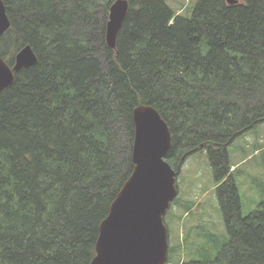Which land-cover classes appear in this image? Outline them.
<instances>
[{
  "label": "trees",
  "instance_id": "16d2710c",
  "mask_svg": "<svg viewBox=\"0 0 264 264\" xmlns=\"http://www.w3.org/2000/svg\"><path fill=\"white\" fill-rule=\"evenodd\" d=\"M0 1L11 22L0 56L11 66L30 45L38 59L0 94V264L91 263L134 170L142 105L168 124L178 176L200 152L220 184L224 231L188 228L170 240L167 264H264V144L231 158L234 141L264 122V0H128L115 49L106 42L115 0ZM253 154L260 174L245 179L262 199L243 215L240 164Z\"/></svg>",
  "mask_w": 264,
  "mask_h": 264
},
{
  "label": "water",
  "instance_id": "95a60500",
  "mask_svg": "<svg viewBox=\"0 0 264 264\" xmlns=\"http://www.w3.org/2000/svg\"><path fill=\"white\" fill-rule=\"evenodd\" d=\"M129 5L128 0H115L110 7L106 42L111 49L116 48ZM10 26L5 4L0 1V41ZM37 62L30 45L17 52L11 66L0 56V94L14 83L15 73ZM133 121L134 170L100 224L96 255L90 264H166L168 261L170 242L164 217L179 193L178 171L166 160L172 148V133L158 110L150 105L135 108Z\"/></svg>",
  "mask_w": 264,
  "mask_h": 264
},
{
  "label": "rangeland",
  "instance_id": "374dc122",
  "mask_svg": "<svg viewBox=\"0 0 264 264\" xmlns=\"http://www.w3.org/2000/svg\"><path fill=\"white\" fill-rule=\"evenodd\" d=\"M178 1L185 2V0ZM188 4L189 0L186 2V5ZM173 8L175 7L173 6ZM233 144L232 146L234 148L243 146L246 152L250 154L254 153V150H252L253 146L264 144V122L257 124L256 128L253 127L251 130L247 131L242 138L235 140ZM234 148H230V151H234ZM244 150L240 148L232 153L231 158L234 163L241 161ZM251 157H255V160L245 165L240 164L242 172H246L244 176H240L238 179L243 215H247L254 211L262 199L258 193L257 185L251 182L252 187L249 188L245 179H252V176L260 174V169L256 166L262 161L261 155L253 154ZM261 179L262 178L259 180ZM219 186L220 184H216L214 181L209 158L205 153L199 152L198 154L192 155L190 158L188 157V160L186 159L177 178L179 194L177 200L172 203L173 211L170 213L171 217L169 216L167 218L171 226V240L174 241L176 238H182L188 228L193 227V229H195L201 224H212L214 232L224 231L223 219L219 211V204L216 196V190ZM183 201V208H181L178 203ZM191 203L194 204V208L192 212L186 216L184 213L185 206Z\"/></svg>",
  "mask_w": 264,
  "mask_h": 264
}]
</instances>
